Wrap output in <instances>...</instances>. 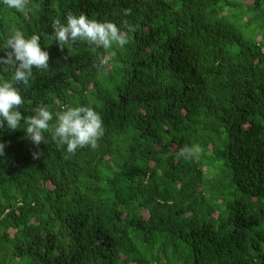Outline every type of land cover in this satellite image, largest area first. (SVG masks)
I'll return each instance as SVG.
<instances>
[{
  "label": "trees",
  "instance_id": "obj_1",
  "mask_svg": "<svg viewBox=\"0 0 264 264\" xmlns=\"http://www.w3.org/2000/svg\"><path fill=\"white\" fill-rule=\"evenodd\" d=\"M69 12L128 43L60 48ZM14 30L49 54L17 85L22 115L84 105L105 132L69 156L0 130V264H264V0L0 4V56Z\"/></svg>",
  "mask_w": 264,
  "mask_h": 264
},
{
  "label": "clouds",
  "instance_id": "obj_2",
  "mask_svg": "<svg viewBox=\"0 0 264 264\" xmlns=\"http://www.w3.org/2000/svg\"><path fill=\"white\" fill-rule=\"evenodd\" d=\"M0 4L21 14L26 13L27 0H0ZM52 28L50 39L60 48L81 42L108 50L114 46L122 48L128 43L117 25L90 19L83 13L77 15L69 12L64 22L55 19ZM2 49L4 55L0 56V68L11 69V81L0 80V130L23 129L27 138L37 146L41 142L47 143L44 132L48 131L57 147L63 148L69 156L80 148H96L105 129L101 116L91 107L79 105L53 113L47 106L41 105L34 115L27 118L22 115L20 108L24 101L17 85H27L33 69L49 68V54L42 50L40 37L36 34L27 37L20 30H14L5 38ZM104 63V60H100L99 66L103 67ZM53 119L55 123L50 124ZM3 152L4 144L0 143V156ZM199 152V146H186L177 155L188 160Z\"/></svg>",
  "mask_w": 264,
  "mask_h": 264
}]
</instances>
